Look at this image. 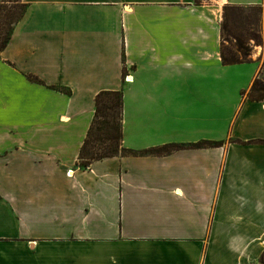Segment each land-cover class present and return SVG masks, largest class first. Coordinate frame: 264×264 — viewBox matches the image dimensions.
<instances>
[{"label": "crops", "instance_id": "1", "mask_svg": "<svg viewBox=\"0 0 264 264\" xmlns=\"http://www.w3.org/2000/svg\"><path fill=\"white\" fill-rule=\"evenodd\" d=\"M21 1L0 51V264H264V102L241 94L259 64L220 55L222 7L264 0ZM100 90L122 92L123 147H183L79 166Z\"/></svg>", "mask_w": 264, "mask_h": 264}, {"label": "trees", "instance_id": "2", "mask_svg": "<svg viewBox=\"0 0 264 264\" xmlns=\"http://www.w3.org/2000/svg\"><path fill=\"white\" fill-rule=\"evenodd\" d=\"M26 3L21 0H0V51L9 41L14 25L22 17ZM247 11V12H246ZM262 11L260 5H224L222 20L220 23L221 46L220 55L223 64L248 61L245 59L248 48L244 45L246 39L251 38L249 26L255 22L257 15ZM230 38L234 39L232 47H225L223 40L230 44ZM236 47V49H233ZM239 52L240 56L236 54ZM28 78L38 83H43L39 78L29 74ZM53 89L66 94L70 93L67 87L49 85ZM242 95L251 101L264 100V79L255 76L247 91ZM122 92L121 90H100L94 97V112L83 142L79 148L77 164L87 167L92 161L115 155H143L165 154L183 147L180 144H164L143 150H133L121 145L122 137ZM223 140H201L189 146H219ZM186 146V145H185ZM261 262L264 263L261 257Z\"/></svg>", "mask_w": 264, "mask_h": 264}, {"label": "rangeland", "instance_id": "3", "mask_svg": "<svg viewBox=\"0 0 264 264\" xmlns=\"http://www.w3.org/2000/svg\"><path fill=\"white\" fill-rule=\"evenodd\" d=\"M223 10V7H222ZM247 12V11H246ZM249 32H251V38L244 41V45L248 48L245 59L251 60L256 59L259 64V70L256 76L260 79H264V13L263 10L257 15L255 22L251 23L249 26ZM230 44H227V41L224 39L223 44L225 47H232L234 39L230 38ZM259 47V50L256 47ZM236 49V47H233ZM240 56L239 52H236ZM246 97V96H245ZM264 102V100H262ZM250 126V129H249ZM248 126V129L255 136L264 137V126L260 124H251ZM264 261V257H263Z\"/></svg>", "mask_w": 264, "mask_h": 264}, {"label": "bare ground", "instance_id": "4", "mask_svg": "<svg viewBox=\"0 0 264 264\" xmlns=\"http://www.w3.org/2000/svg\"><path fill=\"white\" fill-rule=\"evenodd\" d=\"M217 1V8L218 11H221V7L226 3V0H216ZM257 50H259V47H256Z\"/></svg>", "mask_w": 264, "mask_h": 264}, {"label": "built area", "instance_id": "5", "mask_svg": "<svg viewBox=\"0 0 264 264\" xmlns=\"http://www.w3.org/2000/svg\"><path fill=\"white\" fill-rule=\"evenodd\" d=\"M128 75H125L124 80H127Z\"/></svg>", "mask_w": 264, "mask_h": 264}]
</instances>
